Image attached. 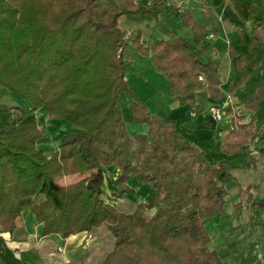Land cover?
<instances>
[{"label": "trees", "instance_id": "obj_1", "mask_svg": "<svg viewBox=\"0 0 264 264\" xmlns=\"http://www.w3.org/2000/svg\"><path fill=\"white\" fill-rule=\"evenodd\" d=\"M260 10L264 16V0ZM127 15L160 23L165 38L144 45L137 32L132 44L163 75L173 101L199 109L202 101L221 98V64L210 56V31L188 10L156 0H0V98L14 94L33 111L75 129L47 155L37 147L44 136L39 122H22L20 106L0 103L13 113L9 126L0 128V236L11 234L28 209L42 225V237L65 239L106 226L113 245L101 264H222L204 221L224 210L234 176L227 160L209 161L174 121L152 114L139 100L133 99L130 123L141 130L127 128L118 105L119 91L132 97L126 78L131 61L123 55L127 33L118 23ZM168 17L191 27L193 37L171 36ZM254 37L252 47H264V19ZM246 65L242 61V80ZM263 98L264 83L246 107L256 111ZM232 123L223 152L241 153L258 137L259 157L250 155L249 164L264 159V124L256 129L253 114L249 121L235 115ZM112 165L120 170L119 195L131 192L124 185L134 178L151 183L150 200L133 212L106 203L104 170ZM242 191L238 210L247 202L250 210L264 208L251 187Z\"/></svg>", "mask_w": 264, "mask_h": 264}, {"label": "crops", "instance_id": "obj_2", "mask_svg": "<svg viewBox=\"0 0 264 264\" xmlns=\"http://www.w3.org/2000/svg\"><path fill=\"white\" fill-rule=\"evenodd\" d=\"M156 1H162L167 8L176 6L179 11L188 10L193 19L205 26L210 34L218 28L219 33L212 40L208 37V41L212 43L211 58L221 64V98H208L201 102L199 109L193 108L190 104L176 103L170 97L163 75L158 73L150 60L143 58L132 44L128 46L131 50L128 54L131 66L134 57L142 59V64L137 66L135 72L142 83L147 85L141 88L138 99L134 97L133 92L130 105L133 99L139 100L150 112L161 115L165 120L174 121L179 132L206 152L209 161L227 160L228 170L233 174L234 180L227 186L229 195L224 210L204 221L211 235L210 245L218 252L222 264H264V208L250 210V202L241 210L236 208V205L245 199L242 193L244 188L251 187L256 199L264 198V159L249 164L250 155L259 157L261 140L253 137L248 147L241 153L231 156H227L222 150L223 136L233 129L232 121L235 115H246V121L250 120L251 114L255 115L256 129L264 124V98L258 102L256 111L252 112L246 107V102L250 101L251 96L258 92L264 83V47L251 45L255 38L254 32L261 28L264 19L260 10L263 0ZM137 17L138 21L147 19ZM170 21L175 22L174 29L168 26ZM164 24L171 31V36H184L190 39L193 37L192 28L180 26L178 17L165 18ZM163 37L160 30L155 38ZM125 59L128 60L127 57ZM242 61L247 63L244 67L247 78L244 80ZM131 66L129 68L132 70ZM145 71L149 72L150 79L141 75V72ZM226 94H232L234 101H231V106L223 118L216 120L210 108L225 101ZM13 99L21 104L16 106L23 109L22 122L34 119L40 122L43 129L54 126L57 139L53 140V144L49 142L50 138H41L37 144L47 142L58 147L62 135L75 131L67 122L49 119L46 112L33 111L28 102L14 96ZM130 111L131 107H128L129 114ZM11 119L12 111L0 108V128L8 127ZM138 128L140 126L136 129L141 130ZM234 170L238 171V175H235ZM119 174V169L114 165L104 170L102 198L105 202L119 209V205L128 201L135 209L137 204L150 200L154 193L151 183L139 182L134 178L129 179L124 185L131 192H125L122 198L119 197V186L116 184ZM128 196L131 198H127ZM149 211L153 214L155 209ZM41 231L42 225L36 223L34 215L28 209L23 210L17 228L11 234L2 233L0 236V264H101L113 245V237L105 226L98 227L90 233L79 232L65 239L58 234L42 237Z\"/></svg>", "mask_w": 264, "mask_h": 264}, {"label": "rangeland", "instance_id": "obj_3", "mask_svg": "<svg viewBox=\"0 0 264 264\" xmlns=\"http://www.w3.org/2000/svg\"><path fill=\"white\" fill-rule=\"evenodd\" d=\"M45 0H37L38 3L42 4ZM149 3V2H147ZM135 16V17H134ZM139 17H145L147 19L143 20V21H138L137 20V15H127V16H122L119 18V27L122 29V30H125L127 35H126V44L127 46L124 48L123 50V55L124 57L128 58V60L130 59L128 54L131 53V50L129 49V45H132V40L134 38V36L136 35V33H140V40L141 42L144 44V45H147L149 44L150 42V39L152 37H156L157 35H159V31L161 30V26H160V23L150 17H147V16H139ZM163 17L160 16V19H162ZM175 22H171L168 24L169 27L173 28L175 27ZM215 37V36H214ZM214 37H209L211 40L214 39ZM136 49V48H134ZM133 58V57H132ZM141 58H137V57H134L133 60H132V70L129 68L127 70V85L129 87V89L131 90L132 94L133 92H135V96L137 99L138 97H140L139 93L141 92V88L144 86L147 85V84H143L141 79L136 76V73L135 71H137V66H139L140 64H142L141 62ZM143 70V69H142ZM141 75L145 78H149V72L148 71H145V72H141ZM145 83V82H144ZM119 94H120V97H119V107H120V110H121V114H122V117L124 119V121L126 122V126L127 128L129 129V131L132 132V130H137L136 128L138 127V125H133L132 123H130V114L128 112V107L130 108L131 105H130V100H131V96L124 93L123 91H119ZM14 95V94H13ZM13 95L9 94L8 96L6 97H3V98H0V103L1 104H5L7 106H9L10 104L14 103L15 106L16 105H21L19 102L15 101V99H13ZM230 94H226L225 96V99H227V97L229 96ZM231 100L234 101V96L231 94ZM1 108V107H0ZM2 109H6V108H2ZM6 110H9V109H6ZM11 110V109H10ZM12 111V110H11ZM23 113V112H22ZM22 113H21V116H22ZM152 114H154L153 112H151ZM12 117H13V113H12ZM49 118V117H48ZM38 121V120H37ZM39 122V121H38ZM51 127V126H50ZM39 130H41V132H43L44 136L41 137V138H50L49 142L51 144H53V140H56L57 138L55 137V131H54V126H52V128L48 129V128H45L43 129L40 125V122H39ZM140 129V128H138ZM138 131V130H137ZM140 131V130H139ZM40 138V139H41ZM39 139V140H40ZM38 140V141H39ZM47 143V142H46ZM43 143L42 144H37V147L42 149L43 152L47 155H50L51 153H53L55 150H56V146L54 147L53 145H51L50 143ZM118 168V167H117ZM119 169V168H118ZM120 171V170H119ZM234 173H236L235 175H238V171L237 170H234ZM85 176V173H83L82 175H75V176H67V177H64L60 180H58V184H66L68 182H72L76 179H79L81 177H84ZM105 181V180H104ZM117 184V183H116ZM102 190H103V184H102ZM103 193V191H102ZM103 194L101 195V198H102ZM121 198L123 195H119ZM127 198H131V197H127ZM103 199V198H102ZM104 200V199H103ZM128 200V199H127ZM124 202V201H123ZM108 203V202H106ZM132 203L128 202V201H125L124 204L122 203L121 205H119V209L117 206H115L117 208V210H119L120 212H133L135 209L133 208V204L131 205ZM124 207H123V206ZM138 205V204H137ZM114 206V205H113ZM133 209V210H132ZM150 210V209H149ZM148 210V212H150ZM105 228L107 229V227L105 226ZM104 233V231H103ZM109 234V233H108ZM110 236V235H109Z\"/></svg>", "mask_w": 264, "mask_h": 264}, {"label": "built area", "instance_id": "obj_4", "mask_svg": "<svg viewBox=\"0 0 264 264\" xmlns=\"http://www.w3.org/2000/svg\"><path fill=\"white\" fill-rule=\"evenodd\" d=\"M214 34H210L209 37H214ZM231 96L220 104L212 105L210 108L211 113L215 116L216 120H221L226 112V109L231 106Z\"/></svg>", "mask_w": 264, "mask_h": 264}]
</instances>
